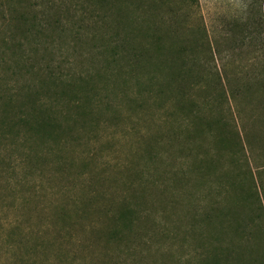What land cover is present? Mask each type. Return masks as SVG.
<instances>
[{"label": "rangeland", "instance_id": "374dc122", "mask_svg": "<svg viewBox=\"0 0 264 264\" xmlns=\"http://www.w3.org/2000/svg\"><path fill=\"white\" fill-rule=\"evenodd\" d=\"M165 1L169 26L90 0L0 22V115L41 119L0 145V264L264 260V0Z\"/></svg>", "mask_w": 264, "mask_h": 264}, {"label": "trees", "instance_id": "16d2710c", "mask_svg": "<svg viewBox=\"0 0 264 264\" xmlns=\"http://www.w3.org/2000/svg\"><path fill=\"white\" fill-rule=\"evenodd\" d=\"M90 1L94 2L96 6L99 7V9L105 8V6L108 7L109 3L111 5L112 3L113 4L115 3V5H119L118 7L121 9V11L127 10L126 12L127 16L119 18L120 22L122 23L124 27L127 26L126 24L128 23H130V26L135 25V24L139 26H143L145 23L149 21L150 18H153L151 24H157V25H159L158 22L163 23L164 20H165V23L168 24V26L173 25V23H175L174 21H176L175 19L176 16H172L169 18V19H173V21H168V19H165L163 17L158 18V15L156 14L157 11H159L158 9H161L162 7H164L165 6L164 3H167V6L165 7H168V2H166L165 0H158V2L155 0H90ZM29 11H30V6H29L28 0L27 1L26 0H0V22L2 24L4 23L8 24L10 28L9 31H11L12 29L14 31L17 28H20L22 25L24 26V28H26L27 24L31 22V20H29V17H30ZM135 16L137 18H135V20L132 21V17H135ZM48 25L51 27L54 25V23L49 22ZM158 42L159 41H157V43L154 44L157 49L158 47H160V44ZM177 54L178 56H180L179 58H183V56L186 55L184 50H181V51L178 50ZM141 55L142 53L140 52L135 55V58L133 57L134 64L138 65L142 63L140 60ZM193 65L195 66L194 61H193ZM166 66L170 68V64L166 63ZM155 79L156 77L152 76V80H155ZM193 89H196L195 85H193ZM159 92L160 91L155 93L154 95L155 98H158L161 96V93ZM205 99L209 100V97L206 96ZM218 99L219 101H223V95L219 96ZM233 100H235V98H233ZM6 103H7L6 105L8 106V108H11L12 104L14 103V99L8 98L6 100ZM35 103L34 101H31L29 102L28 105H25L24 107H22V109L20 108L15 113L10 114L8 110L7 112H3V114L0 115V145H1V142H4V140H8V138L13 139V140H19L23 143V142L30 140L32 138V135L33 134L35 135L34 132L36 130H37L36 133H38L39 125H37V122L40 119V111L39 112L37 111L39 109L35 111ZM32 112L34 113L30 114ZM32 118H34L36 122L35 129L29 126L32 122L31 121ZM45 122L46 121H42L41 124H46ZM61 216H62V211L59 217ZM118 218L120 219V216ZM244 235L245 236L241 239V242L245 244H250L252 240V236L246 233H244ZM25 243H27L26 239H25ZM42 246H43L42 244H38V243L34 244L32 248L33 252L43 249ZM245 249H248L250 251L252 250V247L245 246ZM213 253H214L213 255H211L210 257H207V258H210L209 262L202 261V263L200 264H241L242 263L241 261L242 258L238 255L236 257L232 253H229L223 256L222 254L218 252H213ZM249 264H264V260L257 261L256 259H252L249 262Z\"/></svg>", "mask_w": 264, "mask_h": 264}]
</instances>
